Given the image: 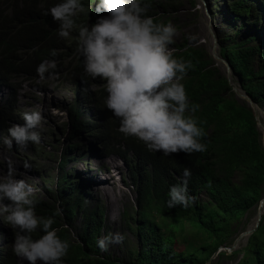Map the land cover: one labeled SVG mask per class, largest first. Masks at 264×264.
<instances>
[{"label":"trees","instance_id":"obj_1","mask_svg":"<svg viewBox=\"0 0 264 264\" xmlns=\"http://www.w3.org/2000/svg\"><path fill=\"white\" fill-rule=\"evenodd\" d=\"M53 1L0 0V84L14 86L19 76L35 77L37 66L46 60L54 61L55 70L61 73L60 65L76 53V44L73 48L67 44L74 42V37L72 41L60 37L59 26L39 7ZM90 2L94 6L86 8L85 19L79 23H86L87 14H91V23L97 15L103 14L94 12L96 0H83L82 3ZM150 3L153 7L152 0ZM227 9L232 22H242V27L249 25L254 32L240 40L217 34L220 55L230 62L241 89L264 108V0H231ZM147 14L155 17L158 23H169V19L157 10L152 9ZM176 46L174 57L191 60L193 64L182 83L190 102L199 105L195 115L207 133L202 141L207 144L204 152L164 156L161 152L149 151L135 137H125L119 131V119L108 114L106 87L85 92L92 100H80L83 95L80 88L87 89L85 83L80 82L90 77L84 72L82 59L68 69L78 94L74 104L81 102L76 112L79 113L83 104L96 102L93 103L95 126H89L77 114L74 118L71 110L72 133L77 135L89 129L108 148L110 145L121 148L125 143L127 154L133 150V155L124 157L135 180L137 205L133 211H125L124 219L129 230L137 236L138 246L130 247L126 258L101 251L96 239L105 228L104 210L99 205L85 209L81 195L75 196L76 190L65 185L63 193L69 194V198L62 199L57 207L48 205L41 210L40 205L37 209L45 217L53 216L57 208L62 210L55 216L53 227L71 244L63 264H206L219 247L231 246L235 241L232 236L242 232L239 225H233L240 224L253 208H259L264 197V146L253 108L247 101L239 100L229 79L215 66L206 48L191 46L187 40ZM52 50L56 51L55 56L51 55ZM13 98L14 101L11 99L7 105L16 103L14 95ZM4 113L0 108V118ZM104 132L110 137L108 141ZM118 150L111 148L107 153H119ZM64 155L62 166L66 163ZM185 168L192 173L189 192L195 202L187 209L182 206L169 208L167 193L183 176ZM63 184L66 179L60 173L59 185ZM203 192L207 193L206 200L201 198ZM78 209L84 210V216L76 240L71 236L70 225ZM178 243L181 250L177 248ZM240 255L237 264H264V214L245 246L232 253L221 251L211 264ZM0 264L20 263L7 251L0 255Z\"/></svg>","mask_w":264,"mask_h":264},{"label":"clouds","instance_id":"obj_2","mask_svg":"<svg viewBox=\"0 0 264 264\" xmlns=\"http://www.w3.org/2000/svg\"><path fill=\"white\" fill-rule=\"evenodd\" d=\"M82 2L55 0L48 5H39L42 12L50 15L54 24L59 26L60 37L68 38L71 34L74 37L77 51L69 58L78 56L77 62L82 59L84 72L90 77L80 82L85 83L87 89L80 88L83 95L79 99L92 100L85 92L106 87L105 105L119 119V131L125 137L142 141L151 152L172 156L181 152L190 155L207 151V144L202 142L207 133L195 115L199 105L190 102L182 83L193 68L192 61L175 58L173 53L178 49L174 47L172 51L170 48L175 43L177 28L171 22L158 23L155 17L147 14L152 11L150 0H96L94 12L103 14L97 15L92 23V17L88 20L91 14H87L86 23H79L85 19L83 13L88 8L86 5L84 8ZM83 8L81 19L77 20ZM51 55L55 56L56 51L52 50ZM56 68L54 61L46 60L37 66L38 75L22 77L27 80L37 77L54 79L61 74ZM88 83H96L97 86L91 90ZM13 95L16 103L7 105L11 99L14 101ZM76 97L68 107L54 105L55 114L51 111L54 119L61 114L64 121L71 122V134H74L71 110L75 113L74 118L77 114L89 126L96 125L93 119L96 102L83 104L78 113L76 109L81 102L75 105ZM0 108L5 110L0 118V142L9 136L5 143L13 150L35 147L48 133L44 124L51 122V118L47 112L39 107L31 111L20 110L16 90L9 94L4 104H0ZM92 109L91 119L85 118L84 112ZM86 131L90 132L86 129L79 134ZM126 149L124 143L121 146L123 154H134L133 150L127 154ZM24 167L28 169L31 165L25 162ZM191 175V170L185 168L183 176L170 186L167 193L169 208L182 206L187 209L195 202V197L189 192ZM34 192L31 184L24 179L13 178L11 172L7 179L0 180V202H9L0 207V216L14 230L13 252L27 264H63L71 244L69 240L62 239L58 229L53 227L55 216L62 210L57 208L53 216L37 215V209L43 203L34 196ZM37 231L41 235L34 238ZM125 239V233H109L97 238L96 245L101 251H108L113 243L122 244Z\"/></svg>","mask_w":264,"mask_h":264},{"label":"rangeland","instance_id":"obj_3","mask_svg":"<svg viewBox=\"0 0 264 264\" xmlns=\"http://www.w3.org/2000/svg\"><path fill=\"white\" fill-rule=\"evenodd\" d=\"M230 2L231 0H152L154 6L151 8L157 10L164 18L169 19V22L177 28L174 37L175 43L170 45L172 51L177 47L176 44H180L184 40H187L191 46L206 48L214 60L215 66L225 74L232 86L239 89L241 86L238 76L232 69L228 68L225 62L216 58V56L214 57L213 53L215 51L216 55L221 56L217 34L231 35L234 38L236 37V40H240L254 32L249 25L242 27V22L234 23L231 21V15L227 9ZM93 6V2L86 5L88 8ZM84 8L78 13L77 20L81 19ZM90 18L91 16L88 15V20ZM189 37H194V39ZM68 40L72 41V34L68 37ZM67 44L71 48L74 46L73 42ZM77 59L78 56L64 60L63 64L60 65L61 74L54 79L37 77L27 80V78L23 79L22 76H19L14 86L0 84V104H4L9 94L16 90L20 110L31 111L39 107L44 109L51 118V122L46 121L44 124L48 133L43 135L41 143L35 147L13 150L12 146L9 147L5 143L9 136L0 142V180L7 179L11 172L13 178L24 179L31 184L35 189L34 196L43 203L41 210H44L48 205L59 206L62 199L70 197L67 193L64 195L63 187L65 185L69 186L70 189L73 187L74 191L76 190L75 196L81 195L85 209H91L99 205L104 210L105 228L102 235L117 232L126 234V239L122 244L113 243L108 251L103 252L105 254L110 253L115 257L126 258L129 248L138 246L137 236L129 230L124 219L125 211L129 210L131 212L133 207H136L135 204L137 205L136 188L133 186L135 180L131 176L129 165L115 152L112 154L107 153L115 145H110L109 148L106 147L91 132L71 134V122L64 121V116L61 114H57L56 119L51 114L54 105L68 107L77 95L74 85L71 83V78L68 76V69L77 63ZM69 61L70 65L68 66ZM99 80L103 81L102 79ZM88 84H91V90L97 86L96 83ZM235 93L237 95L236 91ZM237 97L242 102L247 101L239 95ZM247 102L253 108L252 104L249 101ZM254 108L259 112L258 125L264 136L262 127L264 125V108L257 104L254 105ZM92 111L93 109L85 111L84 117L91 119ZM108 114L111 116L112 112L110 111ZM102 134L108 141L110 137L107 136L106 132ZM77 141H79L78 145H75ZM64 154H66V163L62 166L60 164ZM25 162H28L31 167L26 169L24 167ZM114 162H117L119 167ZM105 167L107 170H105ZM60 173L65 177L66 184L59 185ZM96 178L105 181V186L109 191L108 196L97 190L94 184V181L97 182ZM109 178L110 180H107ZM112 182H114L113 185L110 184ZM87 187L90 190H87ZM113 188L117 190L116 193L122 190L126 195L124 194L123 198H117ZM201 198L206 200L208 198L207 193L203 192ZM7 203H9L7 200L0 202V207ZM258 212L257 207L253 208L244 216L240 224L235 223L233 226L239 225L242 232L253 228L258 219ZM37 215L44 216L42 213ZM83 216L84 210L78 209L71 220V236L76 240H78V232L83 223ZM242 232L234 234L233 239L235 238L236 241ZM39 235H41L40 232L34 238H38ZM14 236L15 233L12 227L5 222L3 216H0V255L7 251L15 255L13 252ZM248 238L249 236L242 238L238 248L245 246ZM179 244H177V248L181 250L182 246ZM241 256L233 260L223 259L220 264H237ZM16 259L20 264H27V261L21 257L16 256Z\"/></svg>","mask_w":264,"mask_h":264},{"label":"water","instance_id":"obj_4","mask_svg":"<svg viewBox=\"0 0 264 264\" xmlns=\"http://www.w3.org/2000/svg\"><path fill=\"white\" fill-rule=\"evenodd\" d=\"M218 42V40H217ZM214 53V57L216 56V58L220 59L221 61L225 62L228 66L229 69H232V66L230 64L229 61H227L226 59H224L222 56H219V55H216L215 54V51H213ZM230 81V80H229ZM231 83V82H230ZM234 87V86H233ZM234 90L237 92V95H239L240 97H243L245 99H247V101H249L253 108H254V105H256V103L254 102V100L252 99V97H250L247 93H245L243 90L240 91L239 89L235 88L234 87ZM254 112H255V117L257 119V121L259 122V112L256 108H254ZM264 134V133H263ZM263 146H264V136H263ZM259 212H258V219H257V222L255 224V226L253 228H249L248 230L246 231H243L240 236L237 238V240L233 243L232 246H221L219 248V250H217L214 255L211 257V259L206 263V264H211L212 261L218 257L219 253L221 252L220 249H223L225 251H227V253H232L234 250H236L239 246V243L242 241V238H244L245 236H250L251 234H253L257 228L259 227L261 221H262V217H263V214H264V197L262 198V200L260 201V205H259V208H258Z\"/></svg>","mask_w":264,"mask_h":264},{"label":"bare ground","instance_id":"obj_5","mask_svg":"<svg viewBox=\"0 0 264 264\" xmlns=\"http://www.w3.org/2000/svg\"><path fill=\"white\" fill-rule=\"evenodd\" d=\"M239 89H241V88H239ZM242 90V89H241ZM263 127V129H264V125L262 126ZM115 148V150L117 151L118 149H121L120 147H118V146H115L114 147ZM118 152L120 153H116V154H118L121 158H123L124 159V162L125 163H127V161H126V159H125V157H124V154H123V151H121V150H118ZM112 154V153H111ZM116 165H117V167H119V164L117 163V162H114ZM128 164V163H127ZM98 177V176H97ZM107 177H109V176H107ZM110 178H111V176H110ZM110 178L109 179H107V180H110ZM96 180H97V182H95L94 181V184H95V186L97 187V190L98 191H100L102 194H104L105 196H108L109 195V191H108V188H107V186H105V181H103V180H99L98 178H96ZM92 181V180H91ZM110 184H114V182H112V183H110ZM117 184V183H116ZM87 189H89L90 190V188L89 187H87ZM119 190V189H118ZM116 191L117 190H115V188H113V192L115 193V194H117V195H115L117 198H123L124 197V192H122V190H119L118 192L120 193H116ZM98 193V192H97ZM103 195V196H104ZM126 195V194H125ZM127 198V197H126ZM129 199V198H128ZM127 200V199H126ZM115 203H116V201H115ZM115 203H114V205H115ZM118 205V204H117ZM224 246V245H223ZM225 246H227V245H225ZM232 246V245H231ZM220 248V247H219ZM219 250V249H218ZM220 251H225V250H223V249H220ZM227 252V251H226ZM220 254V253H219ZM219 256V255H218Z\"/></svg>","mask_w":264,"mask_h":264}]
</instances>
